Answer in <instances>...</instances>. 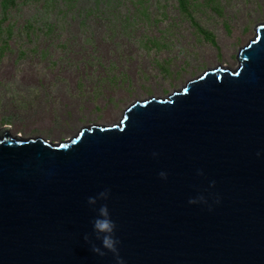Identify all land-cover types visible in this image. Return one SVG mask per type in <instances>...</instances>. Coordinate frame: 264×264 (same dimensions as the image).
<instances>
[{
	"label": "water",
	"instance_id": "obj_1",
	"mask_svg": "<svg viewBox=\"0 0 264 264\" xmlns=\"http://www.w3.org/2000/svg\"><path fill=\"white\" fill-rule=\"evenodd\" d=\"M255 30L237 69L135 102L117 125L59 144L0 135V264H118L85 240L101 246L103 204L124 264H264V24Z\"/></svg>",
	"mask_w": 264,
	"mask_h": 264
},
{
	"label": "rangeland",
	"instance_id": "obj_2",
	"mask_svg": "<svg viewBox=\"0 0 264 264\" xmlns=\"http://www.w3.org/2000/svg\"><path fill=\"white\" fill-rule=\"evenodd\" d=\"M187 1L190 14L178 0H54L49 14L44 1H22L4 20L0 0L2 26L14 25L0 50V135L59 144L117 125L135 102L167 98L207 70L237 69L264 0Z\"/></svg>",
	"mask_w": 264,
	"mask_h": 264
},
{
	"label": "clouds",
	"instance_id": "obj_3",
	"mask_svg": "<svg viewBox=\"0 0 264 264\" xmlns=\"http://www.w3.org/2000/svg\"><path fill=\"white\" fill-rule=\"evenodd\" d=\"M221 69H229V68L222 67ZM154 155L156 154L154 153ZM160 176L164 179L167 178V174L164 172H161ZM109 191L100 193L99 198L107 199L109 195ZM189 202L197 203L196 200H190ZM88 203L90 205H96L97 198L89 197ZM92 223H93V231L96 235V239L100 240L101 242V246H97L95 243L91 241L90 237L86 235L85 240L92 245V251L100 256H105L107 255V252L103 251L102 248L107 249L108 252L114 254L118 264H124L123 259L120 257V252L118 248V245L121 243V241L115 235L117 225L116 222L111 218L109 208L106 204H103L99 207L98 215L94 218Z\"/></svg>",
	"mask_w": 264,
	"mask_h": 264
},
{
	"label": "trees",
	"instance_id": "obj_4",
	"mask_svg": "<svg viewBox=\"0 0 264 264\" xmlns=\"http://www.w3.org/2000/svg\"><path fill=\"white\" fill-rule=\"evenodd\" d=\"M22 1H25V2H29V1H31V2H40V1H44L43 9L45 10L46 14H49L51 12V9H54V6L52 5L54 0H1V5H2V9H3V13L1 14V17L4 20H6L7 17H8L9 11L12 10V9H16L18 7L19 3L22 2ZM178 1H179V5H180L181 10H183L184 12L190 14L188 1L187 0H178ZM207 4L210 7H213V11L214 12L215 11L219 12L215 8L214 1H210ZM63 12L64 11H62L61 13H63ZM2 25H3V21H0V43L4 44V46H2V48L0 50H1V52L3 50V53H4L6 51V49L8 48V47L5 48L6 41L11 39L13 37V35H14V25L11 24V23L7 27H3ZM27 26H33V25L31 23H29ZM44 26H47L48 29H51V25H49V24L45 23ZM194 27L200 33V35L203 36L204 40H206L208 42L211 41L213 44H216V39H215L214 35L210 31L202 28L197 23L194 24ZM25 28H28V27H25ZM5 121L9 122V119L6 118Z\"/></svg>",
	"mask_w": 264,
	"mask_h": 264
},
{
	"label": "bare ground",
	"instance_id": "obj_5",
	"mask_svg": "<svg viewBox=\"0 0 264 264\" xmlns=\"http://www.w3.org/2000/svg\"><path fill=\"white\" fill-rule=\"evenodd\" d=\"M261 25H263V24H261Z\"/></svg>",
	"mask_w": 264,
	"mask_h": 264
}]
</instances>
